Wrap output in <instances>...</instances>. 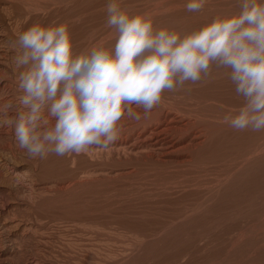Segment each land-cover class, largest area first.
I'll list each match as a JSON object with an SVG mask.
<instances>
[{"label": "rangeland", "instance_id": "374dc122", "mask_svg": "<svg viewBox=\"0 0 264 264\" xmlns=\"http://www.w3.org/2000/svg\"><path fill=\"white\" fill-rule=\"evenodd\" d=\"M22 1L0 0L1 28L9 27L6 14L12 7H16L18 11L29 2L32 6L41 5L43 8L52 2ZM107 2L108 0H76L74 6L68 0L62 1L61 4L53 5L49 11L40 9L37 13L33 12L24 22L26 25L22 24L20 29L26 30L34 23L45 26L63 23V15L69 11L82 14L77 24L82 28L74 33L71 31L78 39H73L77 51L95 41L114 44V30L105 27ZM120 3L132 13L150 12L156 27L168 26L182 32L210 22L218 13L238 10L236 0H207L205 7L199 12L186 11L184 6L187 0H120ZM87 4L89 6H85ZM11 53L12 56L15 55V52ZM164 100L165 106H168L164 109H177L178 117L182 114L180 117L189 118L188 114L180 110L186 106L185 109L191 108L192 112L196 110L193 113H198L197 110L200 109L201 114H198H206L209 122L213 119L216 122V132L204 143V148H200L198 156L195 153L193 160L184 163L185 165H165L150 160L137 163L135 159H120L117 155L115 158H108V161L107 158L102 159L104 156L100 153L93 155L89 152L75 154L74 158L71 154H51L40 161L29 158L18 147L14 135L11 136L14 142H10L11 137H0V144L10 142L19 156V161L15 159L3 165L5 171L0 177L8 178V181L0 179V248L4 249L5 245V248L9 247L17 236L18 239L15 240L21 243L17 254L24 252L23 257L26 259L31 249L36 245L40 247L36 236L38 234L33 233V229L29 227L34 222L33 226L41 223L47 225L48 230L45 227L44 232L53 237L51 245L48 243L49 249L50 246L55 247V250L62 249V253H58L60 260L49 257L61 264H75L73 258L76 257L86 258L88 251L84 245L101 243L100 241L106 242V248L112 252L106 264H264V132H239L223 122L224 115L240 106L243 101L235 93L234 85L222 75L210 83L187 84L177 92H166L163 104L158 109H163ZM169 102L174 103L171 106ZM195 104L199 109L198 106L194 109ZM192 119L196 120L193 116ZM6 160L9 161L10 158L2 161ZM33 176L35 177L32 179ZM34 181L44 186V190L35 191L38 188L31 187V182ZM10 187L15 190L14 193ZM9 194L12 195L10 200L7 197ZM37 201L40 202L36 204ZM13 206L15 210L19 207L18 214ZM20 211L26 216L28 214V217L23 215V222L22 218L19 222L20 217H23ZM26 218H30L29 222ZM10 226L16 227L12 229ZM19 236H22L21 239ZM1 237H4L3 240ZM17 254L8 255L14 257L12 259L6 257L10 264H14L16 259L19 264Z\"/></svg>", "mask_w": 264, "mask_h": 264}, {"label": "clouds", "instance_id": "9594fccd", "mask_svg": "<svg viewBox=\"0 0 264 264\" xmlns=\"http://www.w3.org/2000/svg\"><path fill=\"white\" fill-rule=\"evenodd\" d=\"M206 2L184 7L199 12ZM236 2L237 11L182 32L108 0L105 27L114 30V44L95 41L79 51L67 23H34L12 42L19 94L0 104V125L14 130L32 159L108 150L123 122L149 120L166 92L222 75L243 101L223 122L264 132V0Z\"/></svg>", "mask_w": 264, "mask_h": 264}, {"label": "bare ground", "instance_id": "6f19581e", "mask_svg": "<svg viewBox=\"0 0 264 264\" xmlns=\"http://www.w3.org/2000/svg\"><path fill=\"white\" fill-rule=\"evenodd\" d=\"M3 1V0H1ZM16 1V0H15ZM18 1H21V0H18ZM24 1V0H23ZM22 1V2H23ZM26 1V0H25ZM50 1V0H49ZM62 1H66V0H52L51 4H47L44 2V4H47L45 5L43 8H41V5L40 7H36V6H32L29 4V2L27 3L28 5H25V7L23 6L22 9L19 8L18 11H16L17 9H15L14 7H12V10L9 9V11H7V8H6V11H7V14H6V18H7V21L9 23V27L7 28H4V27H0V104L4 103L5 101L7 100H15V97L18 95V92H17V87H16V76H17V70L15 69V66L13 64V57L12 56V53L11 52H15L13 51L14 49L12 48V42L16 39L17 37V33L19 32H22L20 27L22 24H25L24 22L26 20L29 19V17L31 16V14H33V12H36L37 10L40 11V9H42L43 11L46 10V11H49L51 9V7L53 5H58V4H61ZM70 3H74L76 2V0H68ZM8 2V1H7ZM27 2V1H26ZM31 2V1H30ZM16 3V2H15ZM78 3V2H77ZM37 5L39 3H36ZM42 4V5H44ZM75 4V3H74ZM80 4V3H79ZM5 5V4H4ZM10 5H11V2H10ZM18 5V3H17ZM20 5V4H19ZM13 6V5H12ZM76 6V4L74 5ZM78 6V5H77ZM85 6H89L88 4L85 5ZM60 7V6H59ZM15 10H14V9ZM18 8V7H17ZM55 8V6H54ZM63 8V7H62ZM74 9V8H72ZM82 9V8H81ZM92 10V9H91ZM71 11V10H70ZM85 11V10H84ZM87 11V10H86ZM5 12V10H4ZM32 12V13H31ZM78 12V11H76ZM6 13V12H5ZM37 13V12H36ZM49 13V12H48ZM68 14L65 13V15H63L64 17V20L65 22L67 21L68 22V26L70 28V31H72L74 33V31H77L78 28H82V27H79L78 22L80 20V18L82 17L81 15L82 14H77V13H70L69 11L67 12ZM83 13V12H82ZM85 13V12H84ZM88 13V12H87ZM91 13V12H90ZM40 14V13H39ZM59 14V13H58ZM64 14V13H63ZM89 14V13H88ZM37 15V14H36ZM42 15V14H41ZM40 15V16H41ZM46 15V13H45ZM51 15V14H50ZM62 16V14H61ZM88 16V15H87ZM37 17V16H36ZM90 17V15H89ZM4 18V16H3ZM43 18V17H42ZM40 18V19H42ZM91 18V17H90ZM61 19V18H60ZM63 19V18H62ZM1 20V18H0ZM88 20V19H87ZM5 21V20H4ZM38 21V19H37ZM62 21V20H61ZM1 22V21H0ZM35 22V21H34ZM41 22V21H40ZM59 22V21H58ZM63 22V21H62ZM63 22V23H65ZM66 22V23H67ZM89 22V21H88ZM7 23V22H6ZM32 23V22H31ZM90 23V22H89ZM3 24V23H2ZM5 24V23H4ZM30 24V23H29ZM28 24V25H29ZM26 25V24H25ZM31 25V24H30ZM82 25V24H81ZM8 26V24H7ZM84 28V27H83ZM24 31V30H23ZM71 32V33H72ZM80 32V31H79ZM78 32V33H79ZM77 33V34H78ZM81 33V32H80ZM79 33V35H81ZM83 33V31H82ZM74 35V37H73ZM72 37L73 39L75 40V34H73ZM77 37V35H76ZM78 40V39H76ZM165 100H164V105L163 106V109H158L159 107L155 108L151 114V118L149 120H146V121H141L140 123H136V122H133V121H124V130H123V133L120 137V139L108 150H102V149H98V148H93L91 151H89V153H93L94 154H102L104 157H102V159L104 158H110V157H114L117 155V157H119L120 159L123 157L125 159H135L136 162L138 163V161H143L145 162L146 160H150L151 162H157L159 164H186V163H190L191 160H193V157L197 154L198 156V151L202 150V147L204 145V143H206V141L211 138V135L216 132L215 131V125H216V122L214 123V119L212 120V122L208 120V116H205L203 115H200V109H199V103L198 105L194 106V109L195 107H197V112L200 113H193L191 111V108L189 109H185L186 106H184V108L182 107L180 110L183 111L184 114H188L189 118L188 119H184L183 117H180L181 115H179V117L176 115V111L177 109H174V108H170L169 109H164V107H168V106H165ZM170 105L172 106V104L174 103H171L169 102ZM176 103V102H175ZM191 103V102H190ZM163 104V103H162ZM194 104V103H192ZM176 105V104H175ZM186 105V104H185ZM161 107V105H159ZM188 106V105H187ZM173 107H175L173 105ZM178 107V105H177ZM189 107H192L190 104H189ZM179 109V107H178ZM137 111H140V109H136ZM178 110V112L180 111ZM187 110V111H185ZM204 110V109H203ZM206 111H204L205 113ZM181 113V112H179ZM15 113H12V115H14ZM214 115V114H213ZM183 116V115H182ZM185 116V115H184ZM192 116L196 119V120H193L192 119ZM210 116V114H209ZM186 117V116H185ZM212 117V116H210ZM209 117V119H210ZM215 117H218V116H215ZM221 124H222V121H220ZM219 126V125H218ZM14 135V131L12 128H9L7 126H2L0 125V137L3 138V139H7L11 136ZM14 137V136H13ZM15 139V138H14ZM2 140V139H1ZM7 141V140H5ZM14 142L12 140V137H11V140L10 142ZM8 142V143H10ZM1 143V141H0ZM2 143H3V140H2ZM7 142L3 143V144H0V177H1V173L3 171H5L3 169V165L6 164V163H11L12 160H15V159H18L17 158V150L15 151L11 145L13 144H8ZM16 144V142H15ZM264 144V143H263ZM205 146V145H204ZM262 147V146H261ZM204 148V147H203ZM19 152V150H18ZM21 152V151H20ZM25 152V151H24ZM196 153V154H195ZM200 153V152H199ZM5 155H7L6 157H9L10 160H6V161H2L3 159H9V158H6ZM74 158L75 154H71ZM70 155V156H71ZM92 155V154H91ZM71 156V157H72ZM101 156V155H100ZM19 157V156H18ZM57 157V156H56ZM76 157V156H75ZM79 157V156H78ZM59 158V157H58ZM62 158V157H61ZM69 158V156H68ZM98 158V157H97ZM100 158V157H99ZM196 158V157H195ZM20 159L21 156H20ZM65 159V158H64ZM71 159V158H69ZM68 159V160H69ZM37 160V159H36ZM106 160V159H105ZM104 160V161H105ZM119 160V159H118ZM124 160V159H123ZM16 161H19L16 160ZM14 161V162H16ZM39 161V160H38ZM36 161V163L38 162ZM41 161V160H40ZM102 161V160H101ZM109 161V160H108ZM134 161V160H133ZM132 161V162H133ZM141 161V162H142ZM75 162V161H74ZM135 162V161H134ZM17 163V162H16ZM40 163V162H39ZM104 163V162H102ZM155 163V164H157ZM35 164V163H34ZM154 164V163H153ZM184 164V165H185ZM40 166V165H39ZM33 167V166H32ZM35 167V166H34ZM8 168V167H7ZM39 168V167H38ZM35 169V168H34ZM9 170V169H7ZM38 170V169H37ZM35 170V171H37ZM7 173V171H6ZM36 174V173H35ZM34 174V175H35ZM4 175H6L4 173ZM10 176V175H8ZM3 177V176H2ZM35 176L32 177V179L34 178ZM1 181L2 179L5 181L4 178H0ZM8 181V178L6 179ZM11 180V178H10ZM17 180V179H16ZM24 180V179H23ZM0 181V182H1ZM3 183H6L4 182ZM15 181V179H14ZM31 181V180H30ZM29 181V182H30ZM12 182V181H11ZM38 182V181H37ZM79 182V181H78ZM2 183V182H1ZM0 183V184H1ZM10 183V182H8ZM33 183V185L31 187H36L38 188V190H35V191H40L44 188V186L36 183L35 181L34 182H31ZM83 182H81L82 184ZM7 184V183H6ZM21 184V183H20ZM23 184V182H22ZM46 184V183H45ZM80 184V183H79ZM3 185V184H2ZM7 186V185H6ZM12 186V185H11ZM48 186V185H47ZM3 187V186H2ZM9 188V187H8ZM49 188V187H48ZM47 188V189H48ZM33 189V188H32ZM35 189V188H34ZM62 189V188H61ZM6 190V189H5ZM10 190H11V187H10ZM44 190V189H43ZM57 191L58 188H56ZM8 191V189H7ZM13 190H11L12 192ZM15 191V190H14ZM13 191V193H14ZM10 192V191H9ZM36 192V194H37ZM13 193H10V194H13ZM42 193V191H41ZM48 193V191H47ZM5 194V193H3ZM7 194V192H6ZM7 195V197L9 196V200H10V196ZM40 194V193H39ZM43 194V193H42ZM41 194V195H42ZM45 194V193H44ZM38 195V194H37ZM47 195V194H46ZM45 195V196H46ZM59 195V194H58ZM4 196V195H3ZM20 196V195H18ZM39 196V195H38ZM44 196V197H45ZM43 197V198H44ZM48 197V196H46ZM39 199V197H37ZM2 199V197H1ZM12 199V197H11ZM36 200V199H35ZM40 200V199H39ZM5 202V200H4ZM22 202V201H21ZM33 202V201H32ZM38 202L40 201H37L36 204H38ZM3 203V202H2ZM23 204V203H22ZM28 205V204H27ZM17 207V206H16ZM26 207V206H25ZM19 208V207H17ZM16 208V210H17ZM22 208V206H21ZM28 208V207H27ZM26 208V209H27ZM13 209H14V206H13ZM24 209V207H23ZM14 209V211H16ZM28 210V209H27ZM11 211V210H10ZM13 211V210H12ZM26 211V210H25ZM29 211V210H28ZM26 212V213H29V212ZM17 212H19V209L16 211V214H18ZM22 213V211H20ZM24 212V211H23ZM9 213V212H7ZM21 213H19V215H21ZM10 214V213H9ZM16 214H14V216H16ZM12 215V214H11ZM24 214L22 213V216ZM30 215V214H29ZM6 216V215H5ZM18 216V215H17ZM25 217H28V214L26 216V214L24 215ZM23 217H20V221L21 222V218H22V222L24 218ZM5 218V217H4ZM9 218V217H8ZM42 218V217H40ZM40 218H38L37 220H40ZM7 219V217H6ZM27 219V218H26ZM30 219V218H28ZM27 219V220H28ZM43 220V219H42ZM17 221V220H16ZM18 222V221H17ZM15 222V223H17ZM29 222V220H28ZM33 222V221H32ZM41 222V220H40ZM44 222V221H43ZM34 223V222H33ZM32 223V224H33ZM38 223V222H37ZM52 223V222H51ZM12 224V223H11ZM28 224V223H27ZM31 224V226H29L30 228L33 229V233H36L38 235V240H39V243H40V247H32L33 249H29L30 252L27 254V257L26 259L24 258V252L23 253H20V254H17V249L19 247H21V243L20 241L18 240H15L16 238L18 239V237L16 236L15 239H13L12 241V244L5 248L2 249L0 248V264H10V262H8V259H12L14 257H9L8 255H12V254H17V258H18V262L19 264H61L59 262L55 261L54 262L53 258L49 257V256H53L54 258H58V260L61 259V256H60V259H59V252L60 251V248L57 250H55L53 248V246H50V249H49V244L51 245V240L53 239V237H51L52 235L49 234H45V226L44 224H39L38 226H33ZM14 225V224H13ZM18 226V224H16ZM30 225V224H29ZM3 228L5 227L2 226ZM14 228L16 226H13ZM51 227V226H49ZM9 228V227H8ZM10 228H12L10 226ZM9 228V229H10ZM12 228V229H14ZM18 228V227H17ZM25 228V226H24ZM27 228V227H26ZM29 228V229H30ZM35 228V229H34ZM47 228V227H46ZM23 229V228H21ZM5 230V229H4ZM16 230V229H15ZM24 230V229H23ZM48 230V228H47ZM81 231V229H78ZM1 231V230H0ZM8 231V230H7ZM53 230H51V233H52ZM3 232V230H2ZM23 232V231H22ZM30 232V231H29ZM54 233V232H53ZM90 233V232H89ZM2 234V233H0ZM9 234V233H8ZM21 234V233H20ZM31 234V233H29ZM62 234V233H61ZM81 234V232H80ZM86 234V233H85ZM13 235V234H12ZM26 235V234H25ZM32 235V234H31ZM30 235V236H31ZM82 235V234H81ZM94 235V233H93ZM8 236V235H7ZM14 236V235H13ZM28 236V235H27ZM88 236V235H87ZM20 237V236H19ZM22 237V236H21ZM20 237V239H21ZM33 237V236H32ZM56 237V236H55ZM68 237V236H67ZM92 237V236H91ZM263 237V236H262ZM4 237H1V239L3 240ZM12 238V237H11ZM10 238V239H11ZM74 238V237H73ZM264 238V237H263ZM9 239V238H8ZM6 239V240H8ZM28 239V238H27ZM61 239V238H60ZM64 239V238H63ZM80 239V238H79ZM24 241V238L22 239ZM38 240L36 242H38ZM58 240V239H57ZM54 241H56L54 239ZM66 241V240H65ZM80 241V240H79ZM83 241V240H82ZM87 241V240H86ZM90 241V240H89ZM4 242V241H3ZM11 242V240H10ZM29 242V241H28ZM58 242V241H57ZM72 243V241H70ZM84 242V241H83ZM101 243H87L85 244L84 248H86V250L88 251V255L87 257L84 259H78L76 256V258H73V261L75 264H106L108 259L110 258V256H112V252L106 248L107 244L106 242L104 243L103 241H100ZM261 242V241H260ZM5 243V242H4ZM33 243V241H32ZM49 243V244H48ZM56 243V242H55ZM78 243V242H77ZM81 243V241H80ZM86 243V242H85ZM37 244V243H36ZM52 244H54L52 242ZM60 243H58L59 245ZM74 244L73 243V247H74ZM105 248H104V246ZM254 244V243H253ZM23 245V244H22ZM33 245V244H32ZM79 245V244H78ZM8 246V245H7ZM24 246V245H23ZM22 246V247H23ZM56 246V245H55ZM60 246V245H59ZM62 246V245H61ZM68 246V244H67ZM66 246V247H67ZM70 246V244H69ZM81 246H83L81 244ZM63 247V246H62ZM77 247V246H76ZM116 248V247H115ZM21 249V248H20ZM24 249V248H22ZM26 249V248H25ZM75 249V248H74ZM112 249V248H111ZM28 250V249H27ZM64 250V249H63ZM72 250V249H71ZM115 251V250H114ZM120 251V250H119ZM19 252V251H18ZM22 252V251H21ZM28 252V251H27ZM70 252V251H69ZM84 252V251H83ZM62 253V252H61ZM85 254V253H84ZM83 254V255H84ZM116 254V252H115ZM114 254V255H115ZM75 255V254H74ZM121 255V253L119 254ZM13 256V255H12ZM24 256V257H23ZM6 257L8 259H6ZM117 258V257H116ZM120 258V257H119ZM25 261H24V260ZM113 259V257L111 258V260ZM15 260V259H14ZM124 261V259H123ZM12 262V261H11ZM62 262V260H61ZM71 263V262H69ZM121 263V262H120ZM124 263V262H123ZM14 264H17V259H16V262ZM63 264V263H62Z\"/></svg>", "mask_w": 264, "mask_h": 264}]
</instances>
